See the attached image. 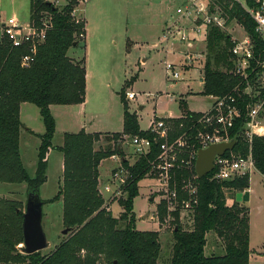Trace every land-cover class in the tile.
Masks as SVG:
<instances>
[{"label": "trees", "instance_id": "trees-1", "mask_svg": "<svg viewBox=\"0 0 264 264\" xmlns=\"http://www.w3.org/2000/svg\"><path fill=\"white\" fill-rule=\"evenodd\" d=\"M218 2L231 18L236 17L246 26L255 44V52L263 61L264 41L255 34L254 22L231 0ZM74 3L60 10L51 0H31L30 22L39 28L44 26L43 23L48 27L45 40L38 44L36 57L29 67L22 64V58L29 53L27 47H13L6 37L0 38V182L26 183L28 194L40 195V188L47 181L48 154L53 148L56 131L50 107L85 102V57L74 60L68 56L69 50L81 43L80 35L85 28V23L78 24L72 15ZM231 46L226 32L217 28L208 32L204 95L224 96L239 83L238 77L227 72L231 65ZM121 101L124 107L123 132L105 135L109 142L116 143L114 147L94 152L93 144L100 142L103 135L89 134L84 130L65 133L64 143L58 147L64 154L62 182L54 198L42 201L44 204L63 201V224L70 232L53 252L49 255H42L41 251L24 254L23 248L19 247L24 242L23 204L17 200L0 199V264H158L161 256L160 232L137 230L134 199L139 195V183L148 174L154 173L153 164L160 153V144L150 131L140 129L136 114L130 113L123 96ZM25 102L40 109L45 126V133L40 137L34 178L26 171L20 154V132L23 128L20 107ZM246 103H241V119L233 133V140L237 143L226 156L231 153L245 155L248 150L242 136ZM180 108L181 119L175 122L166 120L174 123L175 127L171 140L182 134L181 123L189 127L191 117L198 119L202 116L201 113L191 112L184 100L180 101ZM123 135L150 141L149 154L139 156L133 166H129L119 144ZM253 155L258 171L264 175V138L254 139ZM111 156L123 157L122 164L129 174L125 188L127 197L118 201L123 209L119 217H114L107 210L98 189L99 166ZM190 175L191 172L186 169L175 173L173 185L179 192ZM212 175L211 172L197 181L199 202L188 212L193 221L191 230L183 228L180 209L171 210L166 202L158 205L160 226L166 224L168 228L173 227L172 257L166 264H249V209L236 199L237 193L249 190V176L217 181L212 179ZM226 189L235 191L232 205L227 203ZM210 232H215L223 240V254L205 255Z\"/></svg>", "mask_w": 264, "mask_h": 264}, {"label": "rangeland", "instance_id": "rangeland-1", "mask_svg": "<svg viewBox=\"0 0 264 264\" xmlns=\"http://www.w3.org/2000/svg\"><path fill=\"white\" fill-rule=\"evenodd\" d=\"M73 1L75 3L78 1L74 3L75 20L84 23L81 14L89 15L95 40L99 33H104L107 44L104 48L105 54H99L100 49L97 51L95 44L91 46L93 61L88 69L85 102L50 107L56 122V131L52 141L53 148L48 154L47 181L40 188V197L43 201L51 200L59 191L64 172V154L58 150V147L63 145L66 132L78 133L84 130L88 133L84 129L87 127L88 131L103 135L100 142L93 144L94 152L116 145L109 142L105 135L123 132L124 107L121 96L127 103L130 113L136 114L140 129L143 131H150L154 122L160 117H166V120L173 122L181 119L183 116H181L180 101L183 99L187 100L189 107L194 111L205 112L213 103L212 97L203 94L204 83L200 81V78L205 76V62L201 61V44H196L197 50L200 51L199 58L192 64H187L184 56L181 55V51L185 50L182 45L169 43L167 46L160 41L165 28L164 22L176 16V3H173L174 6L170 11L168 10L165 19H162L160 14L167 12V5L172 2L170 0H161V2L159 0H90L87 2L85 0H51L60 10L72 4ZM12 17H15L22 25L28 24L31 18V0H1L0 22H5ZM228 29L237 38L243 35L242 30L235 26ZM82 32L84 36H80L81 43L68 52L71 59L83 58L85 28ZM2 36L0 29V38ZM94 37L92 41L95 42ZM165 60H172L181 67L182 79L168 78L163 63ZM222 70L226 72V69L222 68ZM131 93L135 94L134 99L129 98ZM27 105L22 109V121L34 133L22 130L20 154L26 171L31 178H34L41 145L40 137L45 133V126L40 109L34 104ZM171 121L166 122L172 125L174 135L175 127ZM183 126L185 124L181 123L180 129L183 130ZM255 138H264V123L263 127L254 132L251 140L243 139L248 145V150L242 156H251L254 163ZM132 139L129 135H123L119 140L126 158L129 159V166H133L139 159ZM120 161L119 156H111L103 162L101 172L99 170L98 189L104 199V206L112 212L114 217H119L123 211L118 201L127 197L125 188L128 169ZM115 174H119L120 177H115ZM248 176L249 200L243 203L249 209L251 250L249 264H264V175L258 171L255 163V170ZM225 192L227 203L232 205L235 200V191L226 189ZM27 198L26 183L0 182V199L21 202L25 212ZM165 201L166 192L158 176L155 173L148 174L139 183V195L134 199V212L137 230L161 232L159 239L161 256L158 264H166L170 261L174 244L173 227L168 228L166 224L160 226L157 218V207ZM181 223L185 230L193 228L192 217L188 212H181ZM42 226L48 247L42 250L41 254L49 255L66 236L63 235L65 226L62 200L43 205ZM223 253V240L215 232L208 233L205 255Z\"/></svg>", "mask_w": 264, "mask_h": 264}, {"label": "built area", "instance_id": "built-area-1", "mask_svg": "<svg viewBox=\"0 0 264 264\" xmlns=\"http://www.w3.org/2000/svg\"><path fill=\"white\" fill-rule=\"evenodd\" d=\"M170 7L175 4L176 16L172 18L163 30L160 41L178 43L185 50L181 51L187 64H192L199 58L196 44H201V61L206 63L208 58L207 35L212 28L226 32L232 43L229 49V71L239 78V83L224 96H211L213 103L210 109L198 119L190 118V126L184 127L182 134L171 140L172 125L166 118L160 117L150 129L155 140L160 144V153L153 164L154 173L158 176L166 192V204L171 210L191 212L199 202L198 176L196 173V159L198 151L207 149L211 145L230 142L233 140L235 126L242 115L241 103L246 101V122L242 125V136L249 140L255 131L263 127L264 123V60L255 52V44L246 26L236 17L231 18L219 4V0H170ZM238 4L243 13L254 22V32L264 41V0H231ZM74 16V12L72 13ZM79 23L78 20H76ZM39 28L29 22L22 25L16 18H9L0 22L2 35L13 47H24L28 54L22 58V64L29 67L34 61L38 44L45 40L48 25L43 23ZM242 30V36L237 38L229 31V27ZM235 31V30H234ZM81 37L84 35L81 34ZM155 46V45H154ZM198 47V46H197ZM172 52V51H171ZM168 78L182 79L181 67L173 61L165 60ZM202 83L204 77L202 76ZM135 94L129 95L134 99ZM135 152L139 156L149 154L150 141L145 138L134 137ZM231 152V151H230ZM186 169L191 172L184 181L179 192L173 180L177 170ZM255 170V163L251 156L231 153L226 156H216L212 179L217 181L234 180L248 176ZM115 177H120L115 174ZM129 174L126 177V181ZM123 180V179H121ZM124 181V182H126ZM186 196V197H185Z\"/></svg>", "mask_w": 264, "mask_h": 264}, {"label": "water", "instance_id": "water-1", "mask_svg": "<svg viewBox=\"0 0 264 264\" xmlns=\"http://www.w3.org/2000/svg\"><path fill=\"white\" fill-rule=\"evenodd\" d=\"M76 43H74V46ZM237 141L211 145L207 149L198 151L196 159V173L198 178H203L214 170V160L216 156H223L232 151ZM238 202H247L249 200V191L238 193L236 195ZM43 201L39 194H28L25 212L23 214V237L24 242L21 246L23 253L30 255L40 252L48 247V241L42 226L43 219ZM70 229H65L63 235H67Z\"/></svg>", "mask_w": 264, "mask_h": 264}, {"label": "crops", "instance_id": "crops-1", "mask_svg": "<svg viewBox=\"0 0 264 264\" xmlns=\"http://www.w3.org/2000/svg\"><path fill=\"white\" fill-rule=\"evenodd\" d=\"M1 1V0H0ZM87 1H90V0H86L85 2H87ZM160 2H161V0H159ZM170 4H168L167 5V12L166 13H161L160 14V16H161V18L162 19H165V17H166V15H167V13H168V10L170 11L171 10V8L172 7H170L169 6ZM82 15V17H83V20H84V23H85V41H84V54H83V57H85V68H86V73H87V76H86V82L88 81V69H89V66H90V64H92V61H93V57L91 56V51H92V44H95L96 45V48H97V51L100 49V53L99 54H105V50H104V48H105V46H106V44H107V42H106V39H105V35H104V33H99V36L98 37H96V40H95V37L93 36V34L94 33H92V29H91V21H90V16L89 15H86V14H84V13H82L81 14ZM15 18V17H14ZM169 22V20H166L164 23V26L167 24ZM2 23V22H1ZM98 26V29H99V25H97ZM94 37V39L93 40H95V42L94 41H92V38ZM104 59V58H103ZM172 61V60H171ZM103 62H104V60H103ZM143 62H145V60L143 61ZM202 77L200 78V81H201V83H202ZM203 84V83H202ZM211 97V96H210ZM186 103H187V106H188V109L191 111V112H195V113H201V114H203L204 113V111H194L193 109H191L190 107H189V105H188V102H187V100H185V99H183ZM27 104H29V103H27V102H25V103H22L21 104V107H20V120H21V122H22V124H23V128H22V130L24 131V132H33V130L29 127V126H27L26 125V123L25 122H23L22 121V109L25 107V106H28ZM31 104V103H30ZM51 108H52V106H51ZM208 111V110H207ZM206 112V111H205ZM181 116H183V115H181ZM166 118V117H165ZM167 119V118H166ZM168 119H170V118H168ZM27 126V127H26ZM88 133H98V132H90V131H88V129H87V127H85L84 128ZM21 130V132L23 133V131ZM21 132H20V135H21ZM80 132V131H79ZM34 133V132H33ZM66 133H74V132H66ZM51 151V150H50ZM50 151H49V153H50ZM121 158V163L123 162V157H120ZM125 159L126 160H128V162H129V159H127L126 158V156H125ZM105 161V160H104ZM104 161H102L101 162V164H100V167H99V170H100V172H101V166H102V164H103V162ZM119 166V165H118ZM117 166V167H118ZM115 169V168H114ZM250 189V188H249ZM249 191V190H248ZM242 204H244L243 202H241ZM113 205H111V207H112ZM162 228H160V230H161ZM160 235H161V232H160ZM20 248H21V246H20Z\"/></svg>", "mask_w": 264, "mask_h": 264}]
</instances>
